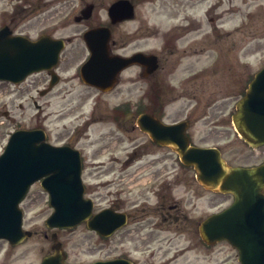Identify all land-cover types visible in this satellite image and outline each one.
<instances>
[{
    "label": "flooded vegetation",
    "instance_id": "1",
    "mask_svg": "<svg viewBox=\"0 0 264 264\" xmlns=\"http://www.w3.org/2000/svg\"><path fill=\"white\" fill-rule=\"evenodd\" d=\"M56 1L59 0H0V30H3L4 35L24 36L31 40H37L43 35L67 40L68 38L55 33L56 29L64 27L63 24L66 23V20L53 27L46 26L45 23L52 16L51 8ZM130 1L133 5V15L130 19L112 23L108 18V21L105 19L103 22L88 25L81 32L82 42L79 47L84 51L85 58L89 54V50L83 40V33L89 28L105 25L111 30L109 40V53L111 55L130 57L138 51H142L145 56L153 54L157 58V68L147 73L145 66L141 64V60L140 62H133L121 69L115 87L107 92L96 90L97 94L112 92L121 82L122 74L130 68L135 69L137 77L146 81V88L142 95H138L135 100L134 115L148 112L165 124L181 123L180 127L173 132L174 137L179 141L176 143L177 147H184L189 144L190 146L211 148V155L219 153L221 158L230 166H252L264 162V150L258 151L264 146L253 148L248 145L237 133L232 120L237 101L245 94L255 74L264 66V57L256 60L253 66H249L250 61L230 55L228 52L231 44H225L227 54L220 55L208 67L191 69L192 64L197 62V52L202 51V48L198 51L199 41L202 39L198 37L200 26L193 20L185 21L184 24L173 25L171 31L167 32L169 37L166 38L158 51L155 50L156 47L148 50L138 48L127 51L128 48L125 45L129 39H135L134 36L125 37L121 34L115 38L112 36L114 27L142 18L141 22L145 26L143 34L145 42L154 43L148 38L157 32L154 26L151 27L149 23L144 22L147 21L144 14L145 6L143 5L145 0ZM187 1L189 3L186 4H190L191 8L198 3V0L176 1L177 11H181L183 2ZM161 2L162 0H151V6L148 10L156 11ZM176 6L170 5L172 9H176ZM70 7H73V10L66 18L72 15V20L79 24L93 17L96 13L97 2L90 0L89 2H80L78 7L74 5ZM88 7H91L89 14L87 13ZM140 12L143 13L142 16L139 15ZM136 30H140V27H137ZM179 31L184 34L195 33L197 35L196 41L183 48L181 52L178 51L175 44V41L180 38ZM136 39L138 38L136 37ZM71 41L72 38L65 42V47ZM62 53L53 69L41 70L30 75L33 77L25 83L26 86L21 93L35 90L41 96L52 92L70 67V61ZM171 54L173 57L175 55L174 58L177 60L168 64ZM183 55L194 59V61L186 62L189 66L186 67L179 83L176 84L173 80L171 81L170 76L173 75L177 66L182 64ZM81 61L75 67V74L79 71ZM150 64H152V59ZM246 67L250 68L247 69ZM166 75L168 81H166ZM205 77L211 79L205 80ZM213 78H223L224 81L216 88L218 83ZM129 81L134 83L137 80L129 79ZM0 83L11 88L22 84L9 81H0ZM85 86L93 88L89 85ZM229 89H232L231 94H228ZM223 91L226 92V95L222 97L216 95ZM30 98L37 108L41 107L33 95H30ZM173 102H179V107L166 110L167 104ZM125 106L126 103L122 107H119V103H115L111 107L109 117H113L114 124L109 126L115 130L100 133L96 148L89 149L91 142L81 140L78 133L74 132L75 129L64 128L58 135L61 140L54 142L56 145H67L77 150L81 166L83 195L93 202L92 214L102 209L123 214L124 222L109 236L100 235L93 230L89 231L105 242L112 237H117L119 245L123 246L127 242L131 248L126 249L125 252L99 259L118 257L127 259L132 264H154L145 262V260L154 255L153 244L159 240L157 235L173 232L176 237L180 236L185 231L190 232L182 223L194 222L193 231L197 233L199 238L201 261L209 263L212 254L220 252V250L214 249L218 244L230 245L226 241L212 244L204 242L199 235V224L207 216L228 206L233 201V196L229 193L205 188L201 183L202 181L197 179L198 171L192 165L182 164L179 153L173 150L171 146L160 144L143 133L136 125L135 117L131 120L132 125L142 136L128 139L131 142L130 149L116 150L114 143L117 140L114 139L119 138L115 132L118 128L125 126L123 121ZM72 111V109L64 111L60 118L63 119ZM99 114H101L99 102L96 101L85 116L87 118L86 127L100 126L102 117L98 116ZM129 119L127 118L128 121ZM208 162H211V158H208ZM34 190H38L39 193L48 197L47 192L41 189L40 181H35L30 186L26 197ZM38 198L39 196L34 194L29 198L26 205H30ZM200 202L208 205L206 213H196L195 207ZM166 237L161 236L160 238ZM139 253L145 258L136 255ZM236 258L234 251L235 261ZM169 262L170 260L162 261L159 264H169Z\"/></svg>",
    "mask_w": 264,
    "mask_h": 264
},
{
    "label": "rangeland",
    "instance_id": "2",
    "mask_svg": "<svg viewBox=\"0 0 264 264\" xmlns=\"http://www.w3.org/2000/svg\"><path fill=\"white\" fill-rule=\"evenodd\" d=\"M90 0H59L56 1L52 10V16L45 21L46 26H56L63 20L66 23L64 27L56 29L55 33L59 36L72 38L62 55L70 61L68 71L64 73V78L57 83L52 92L39 96L35 90L27 93H21L25 88L31 76L26 82L19 86L11 88L0 83V153L2 152L10 133L18 128L38 126L43 128L47 133V140L51 143L58 142L61 138L58 137L59 132L64 128L75 129L81 140L91 142L89 149L96 148L100 133L103 131L111 132L115 128L113 125V117H109L110 109L115 103L123 101L128 102V109L124 110L125 126L116 130L119 139L114 145L116 150L130 149L131 142L128 139H133L136 136H142L134 129L131 120L134 116V103L138 95H142L146 88V81L143 78L137 77L135 69H128L120 78V83L112 92L97 94V91L86 87L80 77L75 74L76 65L84 58L85 53L81 44V32L88 25L103 22L107 17V7L113 0H96L97 8L93 17L83 23L76 24L72 20V15H67L73 10L71 5L78 7L80 2H89ZM151 0H145V16L151 27L156 28L155 35L148 39L153 40L145 42L143 34L145 26L139 20H134L123 25L114 27L113 37H119L123 34L125 37L134 36L138 39H129L125 47L127 51L136 50L138 48L152 49L156 47L158 51L166 41L168 31H171L173 25L184 24L185 21H195L199 27V35L201 37L197 52V62L192 64L191 69L200 67H208L214 63L225 52V44H231L230 55L236 56L241 60H248L253 66L256 60L264 57V0H198L197 4L190 7L189 1L183 2L181 11H177L176 1L179 0H162L161 5L156 8V11L150 9ZM170 5L176 6L172 9ZM143 15L142 12L139 14ZM146 23V24H147ZM140 27V30H136ZM224 29V30H223ZM135 31V32H134ZM180 38L175 41L178 51L196 41L195 33H181ZM178 32V33H179ZM219 38V39H216ZM175 55H177L175 53ZM174 55V57H175ZM171 54L168 64L174 63L177 59ZM178 58V56H177ZM182 64L178 65L173 75L170 76L171 81L178 84L180 78L184 74V70L188 67V61L194 59L182 56ZM249 69L250 67H246ZM176 77L174 78V76ZM129 79L137 81L131 83ZM205 80L211 78H204ZM217 81L216 88L221 85L223 78H213ZM166 81L168 77L166 75ZM232 89H229L228 94H231ZM36 99L41 107L37 108L32 103V98ZM218 97L226 95V92H218ZM206 96V95H205ZM98 101L102 117L101 125L88 126L80 124L81 119L77 117V110L83 107L87 115L92 109L94 103ZM179 102L168 103L166 110H171L179 107ZM71 114L60 118L64 111H70ZM114 114V111H113ZM70 115V116H69ZM65 118V119H64ZM72 118V119H71ZM127 118H130L129 121ZM74 125H77L75 128ZM122 139V140H121ZM113 140V141H114ZM97 142V144H96ZM110 142V141H107ZM264 150L259 148L258 151ZM253 152V151H251ZM124 153V152H122ZM146 173V172H145ZM34 194L39 198L33 201L30 205H26L29 198ZM196 213H206L208 205L204 202L197 203ZM21 207L24 210L23 226L32 230L33 234L26 238L17 246L10 245L6 240L0 239V264H39L42 257L51 252V243L49 230L44 224L45 218L50 212V207L47 202L46 195H42L38 190H34L24 199ZM194 210V207H192ZM189 231H185L182 235H174L173 232L161 233L157 235L159 240L153 244V257L150 256L145 262L159 264L162 261H169V264H234V250L225 243L218 244L214 249L220 250L218 254H212V259L201 261L199 253V238L197 233L193 231L194 222H184ZM57 232L58 239L61 241L62 248L67 261L71 262H86L95 258H100L108 255H113L125 252L130 249V244L125 243L123 246L118 244V238L112 237L108 241H103L95 236L92 232L82 224L71 229H59ZM46 233V235H45ZM161 236H167L162 239ZM140 258H145L141 253L136 254ZM144 261V260H142ZM214 262V263H213Z\"/></svg>",
    "mask_w": 264,
    "mask_h": 264
},
{
    "label": "water",
    "instance_id": "3",
    "mask_svg": "<svg viewBox=\"0 0 264 264\" xmlns=\"http://www.w3.org/2000/svg\"><path fill=\"white\" fill-rule=\"evenodd\" d=\"M90 9L87 8L88 14ZM132 13L129 0H116L108 7L112 22L129 18ZM3 37L0 34V80L13 82L54 66L64 45L63 40L48 37L37 41ZM84 38L91 54L81 68V77L88 84L110 88L120 68L132 61L144 62L148 72L156 67L155 57L151 55L136 53L129 58L109 55L110 30L107 27L92 28L84 33ZM233 119L246 142L251 146L264 144V67L237 103ZM136 123L155 141L179 151L184 164L194 165L199 170L205 186L234 195L231 205L201 223L202 237L207 242L227 240L236 248L239 264H264V163L255 167H230L215 157L213 165H208L209 155L204 149L175 147L169 132L181 123L165 125L149 113L139 114ZM38 179L49 192L53 206V212L46 219L49 227H71L86 220L91 213V201L82 196L79 157L67 146L46 142L41 129H18L11 134L0 154V238L16 244L31 234L21 226L22 212L18 203L28 186ZM119 223L118 216L108 210H102L87 220V226L101 234H109ZM51 237L54 252L45 256L40 264H69L64 262L56 233ZM88 264L130 263L111 259Z\"/></svg>",
    "mask_w": 264,
    "mask_h": 264
}]
</instances>
